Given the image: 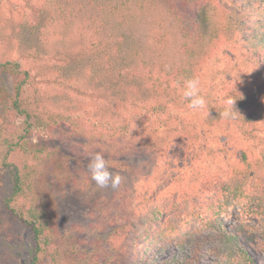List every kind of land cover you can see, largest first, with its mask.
I'll return each instance as SVG.
<instances>
[{
	"label": "trees",
	"instance_id": "trees-1",
	"mask_svg": "<svg viewBox=\"0 0 264 264\" xmlns=\"http://www.w3.org/2000/svg\"><path fill=\"white\" fill-rule=\"evenodd\" d=\"M43 1L47 4L54 1L62 17L77 18V9L85 5V12L93 9L100 15V11L99 19L92 17L90 21L97 28L104 25L106 17L117 12L119 21L113 16L115 22H111L112 27H120L132 8L141 14L146 6L154 8L161 2L163 12L172 18V28L177 27L175 30L180 31L182 38L173 57L183 55L184 58L179 64L168 65L165 79L154 76L152 64H148L155 59L163 61L168 54L163 33L149 46L156 52H150L148 62L140 60L141 65L133 67V71H124L112 64L111 59L120 44L114 50L113 46L105 47L112 51L103 53L108 59L105 65L87 66L78 59L73 60L72 51L57 52L45 45L51 36L47 29L49 23L45 25L46 21L41 20L43 7L36 10L28 1L25 5L19 0L11 8L10 2L0 0V74L11 79L10 89L0 94L3 105L0 115V253L4 257L3 264H76L77 256L82 255L78 249H70L68 254L56 241L52 207L46 193L53 186L51 180L62 183L71 172V157L57 147H31L28 137L34 131L66 125L92 145L87 150L90 152L87 164L91 155L102 152L111 169L139 176L135 167L120 158L141 152L166 157L170 146L160 150L151 137V142L148 139L159 127L171 131L173 141L179 140L176 151H190L189 141L195 139L196 126L171 112L170 107L189 103L183 97L185 82L199 80L205 43H214L220 38L229 43L241 42L253 65L264 69V0H236L234 7L223 9L222 14L210 8L206 0ZM246 2L249 4H244ZM27 5L31 12L25 11ZM21 6L25 8H17ZM53 12L51 9L45 12L50 20L55 18ZM245 16L248 19H244ZM39 23L45 25L41 31H37L43 26ZM158 24L164 26L161 19ZM26 29L31 31L30 36L33 32L32 38L19 34ZM91 29L97 32L96 28ZM147 65L148 70L142 73L141 66ZM77 68H86L78 73L83 77L80 79L83 83L91 82L92 88L87 91H92L91 96L102 103L94 109L97 119L70 99L71 93H88L83 92L81 85L74 84ZM47 86L57 91V101L48 99ZM178 88L182 92L178 93ZM170 101L173 103L169 104ZM140 104L146 110L139 111ZM222 108L217 106L211 111L212 123H232L245 136L263 140L254 124L255 113L235 108L240 113L237 118L224 119L219 114ZM114 116L121 117L122 122L110 123ZM64 164H67L66 169ZM49 167L50 177L46 179ZM204 185L202 197L175 195L172 201L166 202L171 205L156 200L152 196L155 189L150 185L133 206V219L121 218L123 220L107 233L105 239L112 241L113 248L110 264H260L251 251L264 252V145L258 155L243 151L226 177L211 179ZM166 247L171 248V254H164Z\"/></svg>",
	"mask_w": 264,
	"mask_h": 264
},
{
	"label": "rangeland",
	"instance_id": "rangeland-1",
	"mask_svg": "<svg viewBox=\"0 0 264 264\" xmlns=\"http://www.w3.org/2000/svg\"><path fill=\"white\" fill-rule=\"evenodd\" d=\"M7 1L10 2L8 6L11 8L16 2H19V0ZM26 1L36 10L43 7L45 12L50 9L54 11L57 22L55 18L50 20L49 15L45 12L41 18L42 21H46L45 25L49 23L47 29L49 28L48 33L51 37L45 42L48 49H54L57 52L72 51V59H78L80 63L87 64V66L95 63L105 65L108 59L103 57V53L112 52L111 49L105 47L113 46L112 50H114L116 45L120 44L116 49L118 54L115 53V57L111 59L112 64L117 65L115 68L133 71V67L141 65L140 60L144 59L148 62L150 52H156L149 46H153L155 37L163 33L169 47L168 54L165 55L166 58H163V61L155 59L148 64H152L154 76L165 79L164 72L169 69L168 65L179 64L180 59L184 58L183 55L178 58L173 57L174 51H178L182 38L180 31L175 30L177 27L172 28V18L163 12L162 6L164 7V5L161 2L154 8L146 6L141 14L132 8L128 19L122 25L120 24V27L117 25L112 27L113 16L117 17L116 21H119L118 18L120 19V13L117 12L112 17H106L104 25L97 28V25L91 24L90 21L92 17L99 19L101 12L99 11L100 15L93 9H88V12H85L87 5L82 9H77V18H74L73 16H60V9L56 8L54 1L47 4L43 0H22L25 5ZM121 1L110 0V3ZM206 1L210 8L217 12L220 11L219 14H222L223 9L231 10L236 0ZM73 4L75 6L76 2ZM244 4L248 5L249 2ZM26 7L25 11L31 12L30 7L28 5ZM63 7L66 6L63 5ZM17 8L22 10L25 7ZM63 11L66 12L67 9ZM245 17L244 19H248ZM159 19L164 23V26L158 24ZM45 25L38 28L37 31H41ZM53 26H56V30H53ZM184 27L187 26L184 25ZM91 28H96L97 32ZM79 29L83 30L80 32ZM19 34L27 36L26 38L33 37V32L30 36L29 29L19 32ZM223 40L220 38V41L205 43L202 47L200 90L208 101L209 107L199 113L193 112L190 102L170 107L171 112L176 113L178 117H184L196 126L195 139L188 140L191 145L189 153L181 152V150L176 151L179 140L173 141L172 132L159 127L150 133L148 139L151 142V137L160 150L169 145L170 150L166 157L157 156L156 153L144 154L142 152L134 156L121 157L122 161L135 167L139 176L133 175V172L110 168V171L123 177V181L117 189L100 188L92 181L86 163L90 154L87 150L92 145L84 137L76 136L68 126L62 124L48 131L37 130L28 137L31 147L45 149L57 147L61 152L69 154L71 157L69 163L72 168L71 172L62 179V183L51 180L53 186L49 187L46 193L49 195L48 203L52 207L50 212L53 216L52 228L56 231V241L62 244L63 250H67L68 254L72 249H78L82 253L81 256H77L76 264H110L113 259V248L112 241L107 242L105 239L107 233L111 232L112 228L123 220L121 218L128 220L132 217L131 219H133V206L138 202L139 195L149 190L150 185L155 189L152 196L168 205L171 204L166 203L167 200L172 201L175 195L186 194L202 197L205 194L204 187L206 186L204 184L211 179L217 180L226 177L243 151L259 154L264 145V79H262L264 69L253 65L251 56L248 55L243 43L237 41L229 43ZM148 65L141 66L142 73L148 70ZM107 66L110 67V65ZM85 70L86 68L75 69V73L73 72L76 79L74 84L75 86L81 85L83 92L88 93H79V95L71 93L70 99L73 104H78L81 110L82 108L87 109L97 119L94 109L98 103L99 105L102 103L99 102V98L95 99L91 96L92 91H87L88 88H92L91 82L83 83V79H80L83 77H80L78 73ZM10 85L9 76L0 74V94L4 89L9 90ZM53 89V87L47 86V96L49 100L57 101V91ZM173 89H171V95L174 93ZM177 92H182V90L178 88ZM241 94L242 99L238 97ZM229 95L237 96L235 108H239L245 113H255L254 124L258 127L257 134L263 138L261 142L245 136L232 123L224 121L212 123L209 120L211 111L217 106H223ZM171 102L169 104L173 103ZM137 109L141 112L146 110L143 104H140ZM2 112L3 105L0 102V115ZM120 118L114 116L110 123L120 124L122 122ZM149 126L147 125V127ZM163 130L166 132L163 133ZM150 148H152L151 144ZM148 150L150 151V149ZM64 167L66 169L67 164H64ZM49 169L50 167L47 168L46 179L50 177ZM133 196L136 198L135 200H133ZM171 252L170 247H166L164 250L165 255H169ZM251 253L260 264H264L263 251H251ZM3 260L4 257L0 253V264H3Z\"/></svg>",
	"mask_w": 264,
	"mask_h": 264
},
{
	"label": "clouds",
	"instance_id": "clouds-1",
	"mask_svg": "<svg viewBox=\"0 0 264 264\" xmlns=\"http://www.w3.org/2000/svg\"><path fill=\"white\" fill-rule=\"evenodd\" d=\"M183 97L190 102V108L194 113H199L209 107L208 101L201 94L200 81L198 79H189L185 82ZM238 97L243 98L242 94ZM236 98L237 96L229 95L225 99L222 111L219 113L221 117L224 119L237 118L240 113L234 107ZM88 171L92 181L100 188L111 187L117 189L123 181V177L120 174L110 171L108 161L102 152H97L89 157Z\"/></svg>",
	"mask_w": 264,
	"mask_h": 264
}]
</instances>
